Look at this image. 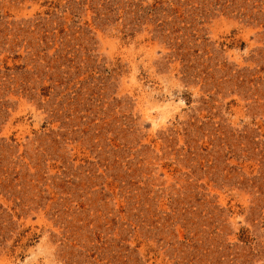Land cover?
Returning <instances> with one entry per match:
<instances>
[{
    "label": "rangeland",
    "instance_id": "obj_1",
    "mask_svg": "<svg viewBox=\"0 0 264 264\" xmlns=\"http://www.w3.org/2000/svg\"><path fill=\"white\" fill-rule=\"evenodd\" d=\"M0 264H264V0H0Z\"/></svg>",
    "mask_w": 264,
    "mask_h": 264
}]
</instances>
